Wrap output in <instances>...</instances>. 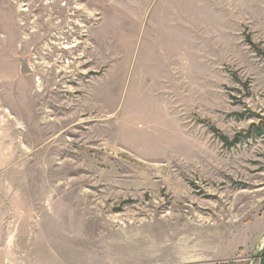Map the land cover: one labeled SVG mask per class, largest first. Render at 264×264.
Returning <instances> with one entry per match:
<instances>
[{
	"label": "rangeland",
	"instance_id": "374dc122",
	"mask_svg": "<svg viewBox=\"0 0 264 264\" xmlns=\"http://www.w3.org/2000/svg\"><path fill=\"white\" fill-rule=\"evenodd\" d=\"M263 243L264 0H0V264Z\"/></svg>",
	"mask_w": 264,
	"mask_h": 264
},
{
	"label": "water",
	"instance_id": "95a60500",
	"mask_svg": "<svg viewBox=\"0 0 264 264\" xmlns=\"http://www.w3.org/2000/svg\"><path fill=\"white\" fill-rule=\"evenodd\" d=\"M23 64H24V62H23ZM26 69H27V65H26ZM26 69H23V65H22V70L26 71ZM258 264H264V243H263L262 248H261V253H260V256H259Z\"/></svg>",
	"mask_w": 264,
	"mask_h": 264
},
{
	"label": "bare ground",
	"instance_id": "6f19581e",
	"mask_svg": "<svg viewBox=\"0 0 264 264\" xmlns=\"http://www.w3.org/2000/svg\"><path fill=\"white\" fill-rule=\"evenodd\" d=\"M22 65H23V69H26V64H25V62H24V64H23V62H22Z\"/></svg>",
	"mask_w": 264,
	"mask_h": 264
}]
</instances>
